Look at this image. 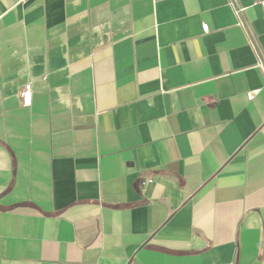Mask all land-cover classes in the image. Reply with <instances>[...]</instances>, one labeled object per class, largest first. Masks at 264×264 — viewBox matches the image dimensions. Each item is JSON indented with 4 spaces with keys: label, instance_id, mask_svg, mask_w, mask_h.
I'll use <instances>...</instances> for the list:
<instances>
[{
    "label": "crops",
    "instance_id": "crops-1",
    "mask_svg": "<svg viewBox=\"0 0 264 264\" xmlns=\"http://www.w3.org/2000/svg\"><path fill=\"white\" fill-rule=\"evenodd\" d=\"M234 2L245 29L228 0H0V264H264V19Z\"/></svg>",
    "mask_w": 264,
    "mask_h": 264
},
{
    "label": "built area",
    "instance_id": "built-area-1",
    "mask_svg": "<svg viewBox=\"0 0 264 264\" xmlns=\"http://www.w3.org/2000/svg\"><path fill=\"white\" fill-rule=\"evenodd\" d=\"M252 4L254 6H258L261 9L262 17L264 19V0H252ZM228 6H230V8H231V10H232V12H233V14L235 16L236 25L245 29L246 28V24H245V22L243 20V16H242L244 8L240 7V6H237L235 4L234 0H228ZM248 36H249V34H248ZM248 39H249V37H248ZM250 45L256 52V58H257V61H258V65L260 67H263L262 59H261L260 55L258 54V52L256 50L254 42L251 39H250ZM254 93L255 92L249 93L248 97L252 98ZM18 96H19V99L21 100L22 106L29 107L31 105V102H32V87H31V84L28 83V84L24 85V87L19 91ZM142 184H144V182H142Z\"/></svg>",
    "mask_w": 264,
    "mask_h": 264
}]
</instances>
